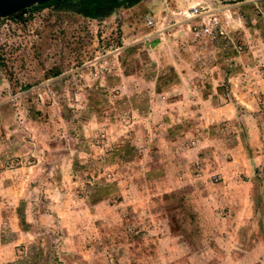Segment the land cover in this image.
<instances>
[{
    "label": "rangeland",
    "instance_id": "rangeland-1",
    "mask_svg": "<svg viewBox=\"0 0 264 264\" xmlns=\"http://www.w3.org/2000/svg\"><path fill=\"white\" fill-rule=\"evenodd\" d=\"M0 264H264V0L1 18Z\"/></svg>",
    "mask_w": 264,
    "mask_h": 264
},
{
    "label": "trees",
    "instance_id": "trees-1",
    "mask_svg": "<svg viewBox=\"0 0 264 264\" xmlns=\"http://www.w3.org/2000/svg\"><path fill=\"white\" fill-rule=\"evenodd\" d=\"M70 1H73V0H61V1L52 0V1H49L43 4H35L30 8H26L15 14H12L10 17L21 16L22 13L25 11H31L33 9L43 8L51 3H57V4L58 3H68ZM77 1L79 5L82 7L83 11L87 15H90L93 17H99L102 15L104 16L106 15V11L112 9L115 6L121 5L123 3V1L121 0H77ZM135 1H139V0H135ZM106 186L108 188H114L116 190V188L113 187L112 185H106ZM93 189L94 190H91L90 187L87 185V189H86L87 192L85 194L86 198L89 197V199H91L92 201H96V200H99L107 196V194L102 193L101 187L97 188V190L95 189V187H93ZM111 196L116 200L120 197V194L117 191H115V193L112 194Z\"/></svg>",
    "mask_w": 264,
    "mask_h": 264
},
{
    "label": "built area",
    "instance_id": "built-area-1",
    "mask_svg": "<svg viewBox=\"0 0 264 264\" xmlns=\"http://www.w3.org/2000/svg\"><path fill=\"white\" fill-rule=\"evenodd\" d=\"M199 3L200 2H197L195 5L190 7L191 15L193 17L200 16L203 13ZM143 23L147 27H155L157 25L155 15L151 12L144 14ZM193 30L195 31V35L197 36L198 34H208L209 36H211V38H214L216 36H223L225 34V31L215 14H212L211 18H209L208 20V24H205L204 27L194 24Z\"/></svg>",
    "mask_w": 264,
    "mask_h": 264
},
{
    "label": "water",
    "instance_id": "water-1",
    "mask_svg": "<svg viewBox=\"0 0 264 264\" xmlns=\"http://www.w3.org/2000/svg\"><path fill=\"white\" fill-rule=\"evenodd\" d=\"M49 1L52 0H0V18H6L35 4H43Z\"/></svg>",
    "mask_w": 264,
    "mask_h": 264
},
{
    "label": "crops",
    "instance_id": "crops-1",
    "mask_svg": "<svg viewBox=\"0 0 264 264\" xmlns=\"http://www.w3.org/2000/svg\"><path fill=\"white\" fill-rule=\"evenodd\" d=\"M121 1L124 2V0H121ZM125 1H127V0H125ZM128 1H129V0H128ZM130 1L136 2L135 0H130ZM208 96H210L211 99H215V98H216V97L213 96L212 94H206V95L202 94L200 97L203 98V99H205V100H209ZM215 100H216V99H215ZM219 108L222 109V108H224V106H219ZM227 108H228V106H227ZM228 109H230V108H228Z\"/></svg>",
    "mask_w": 264,
    "mask_h": 264
}]
</instances>
